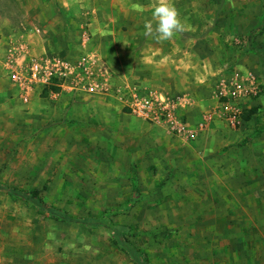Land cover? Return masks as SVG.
Segmentation results:
<instances>
[{"label":"rangeland","instance_id":"obj_1","mask_svg":"<svg viewBox=\"0 0 264 264\" xmlns=\"http://www.w3.org/2000/svg\"><path fill=\"white\" fill-rule=\"evenodd\" d=\"M173 2L185 26L176 33L181 44L199 42L208 55L200 82L211 101L194 122L227 101L220 90L235 72L247 87L231 102L240 124L213 118L198 141L135 116L125 105L129 91L120 100L124 90H116L107 110H90L83 99L86 36L93 41L98 16L115 20L104 26L116 34L130 16H152L155 0H0V184L20 193L0 190V264H138L126 246L149 264H264V71L247 51L264 49V0ZM49 56L84 63L65 87L49 84L59 87L57 97L34 87L25 103L7 62ZM67 90L70 103L60 97ZM24 191L39 194L44 212ZM58 213L90 223H67ZM123 226L126 246L114 233Z\"/></svg>","mask_w":264,"mask_h":264},{"label":"crops","instance_id":"obj_2","mask_svg":"<svg viewBox=\"0 0 264 264\" xmlns=\"http://www.w3.org/2000/svg\"><path fill=\"white\" fill-rule=\"evenodd\" d=\"M98 17L103 20L97 22L99 26L94 30L93 41L86 36V41L89 40L90 44L87 41L85 46L87 48L86 64L88 63L86 68L90 80L88 88L95 86L96 83L99 84V89L93 90L98 92H89L83 98L88 101L90 110L111 109L115 102L112 97L116 94V90H124V92L119 90L121 93L118 97L120 96L121 100L123 93L135 88L142 94L154 91L169 97H178L181 114L189 123L196 124L195 119L200 117L211 101L204 96L206 85L200 82L207 77L208 55L199 47V42L190 43L192 47H185L183 43L181 44L184 38L182 34H175L170 40L158 42L146 35L145 23L152 20V16L147 18L132 15L128 20L130 24L127 25V29L120 30L116 34L108 32L104 26L107 22L115 24V20L107 21L105 16ZM76 45V43H69V50L77 47ZM82 45L85 44L82 43ZM76 49H79V46ZM110 56H113V60L118 63L117 75L111 71L108 62ZM211 62L214 63V61ZM98 66L100 68H97ZM116 82L120 86H117ZM64 83L66 84L61 82V85H57L65 87ZM222 83H225V80ZM100 89L102 92L99 91ZM51 92L57 97L58 91ZM65 92L67 93L60 97L65 96L68 99L67 103L72 102L69 90ZM64 105L66 106H62L63 109L69 107L68 104ZM207 130L208 126L193 141L202 139Z\"/></svg>","mask_w":264,"mask_h":264},{"label":"built area","instance_id":"obj_3","mask_svg":"<svg viewBox=\"0 0 264 264\" xmlns=\"http://www.w3.org/2000/svg\"><path fill=\"white\" fill-rule=\"evenodd\" d=\"M83 61L72 64L66 58L49 56L31 58L27 60L26 65L11 60L7 62L6 67L11 79L20 84L21 99L28 102L34 87H46L52 81L67 82L74 73L75 65H83ZM230 84L228 90L226 88L220 90V94L227 101L223 102L213 114L203 115L202 119L194 125L184 120L182 114L178 112V99L161 92L148 91L142 94L133 88L129 91L131 97L125 98V105L131 113L141 120L164 126L171 135L180 140L193 141L205 130L208 122L213 118L223 119L233 127L240 124V110L231 102H238L240 97L244 95L247 89L245 79L239 72H235ZM94 88L99 89V84L96 83L95 86L89 87V92H98L93 91ZM101 90L99 91L101 92Z\"/></svg>","mask_w":264,"mask_h":264},{"label":"clouds","instance_id":"obj_4","mask_svg":"<svg viewBox=\"0 0 264 264\" xmlns=\"http://www.w3.org/2000/svg\"><path fill=\"white\" fill-rule=\"evenodd\" d=\"M131 9L140 13L144 12V6L140 3H132ZM145 29L146 35L158 42L170 40L176 33L185 30L179 10L175 7L173 0H155L152 20L145 23Z\"/></svg>","mask_w":264,"mask_h":264},{"label":"trees","instance_id":"obj_5","mask_svg":"<svg viewBox=\"0 0 264 264\" xmlns=\"http://www.w3.org/2000/svg\"><path fill=\"white\" fill-rule=\"evenodd\" d=\"M261 19H262V22H264V12H263ZM252 33L253 32H250L249 36H251ZM247 51L251 52L257 56L261 66H262V71H264V49L255 48L253 46H250L247 49ZM51 89H52V91H58L59 87L54 86V85H49L47 88L43 89V94L47 95L51 91ZM255 110H257V107H254V108H251V109L245 111L244 114H242V119L248 121L251 118L252 114L255 112ZM0 190H5V191L9 192L11 195L20 194L19 190H17L16 188H13L10 186H4L1 184H0ZM21 193H23V194H21L22 197L33 200L38 208H43V210H41V211L44 212L45 203L43 202L42 198L39 196V194L36 191H33V192L32 191H28V192L24 191ZM57 216L62 221L67 222V223H83V222L84 223H90L89 220H86V219L81 218V217L71 216V215L66 214V213H58ZM125 231H127V227H125V226H123L122 228L119 227V228L114 230V233L117 235V236H115L116 240L118 242H121L124 246H126L125 243H127V241L125 240V238L123 236V235H125ZM122 239L124 240V242L122 241ZM126 247H128V250L130 251L132 256H134V258L137 259L138 264H149L148 259L143 254H140L139 252L134 251L133 249H131V246H126Z\"/></svg>","mask_w":264,"mask_h":264}]
</instances>
